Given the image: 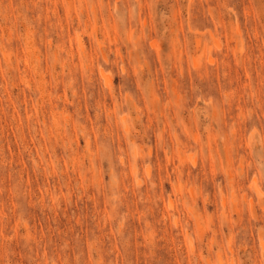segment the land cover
Here are the masks:
<instances>
[{"label":"rangeland","instance_id":"obj_1","mask_svg":"<svg viewBox=\"0 0 264 264\" xmlns=\"http://www.w3.org/2000/svg\"><path fill=\"white\" fill-rule=\"evenodd\" d=\"M0 264H264V0H0Z\"/></svg>","mask_w":264,"mask_h":264},{"label":"bare ground","instance_id":"obj_2","mask_svg":"<svg viewBox=\"0 0 264 264\" xmlns=\"http://www.w3.org/2000/svg\"><path fill=\"white\" fill-rule=\"evenodd\" d=\"M109 77V76H108ZM108 79V78H107Z\"/></svg>","mask_w":264,"mask_h":264}]
</instances>
